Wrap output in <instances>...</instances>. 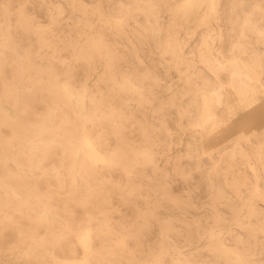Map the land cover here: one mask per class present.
Segmentation results:
<instances>
[{
	"label": "rangeland",
	"instance_id": "rangeland-1",
	"mask_svg": "<svg viewBox=\"0 0 264 264\" xmlns=\"http://www.w3.org/2000/svg\"><path fill=\"white\" fill-rule=\"evenodd\" d=\"M182 1L0 0V264H264V0Z\"/></svg>",
	"mask_w": 264,
	"mask_h": 264
},
{
	"label": "bare ground",
	"instance_id": "bare-ground-1",
	"mask_svg": "<svg viewBox=\"0 0 264 264\" xmlns=\"http://www.w3.org/2000/svg\"><path fill=\"white\" fill-rule=\"evenodd\" d=\"M205 1L206 0H183L182 4L181 5L179 4L180 6L178 8V10H180V14H181L180 18L183 19L185 17L198 15L199 11L202 8V6L204 5ZM63 90L65 91V89H63ZM65 95L68 97V99L71 103V106L73 107V109L75 111H77V112H83L84 111L85 102H84V98L81 94L78 93L76 95H71V94L65 92ZM205 104H206V102H205ZM84 153H85V157L92 163L99 164V163H102L105 161L104 156L94 147V145L91 143V141L89 139H86V138L84 139Z\"/></svg>",
	"mask_w": 264,
	"mask_h": 264
}]
</instances>
